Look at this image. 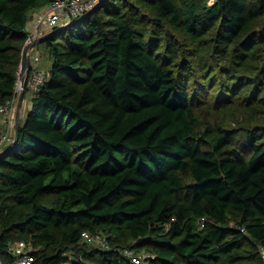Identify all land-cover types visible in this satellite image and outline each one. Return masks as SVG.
I'll list each match as a JSON object with an SVG mask.
<instances>
[{
    "label": "trees",
    "instance_id": "16d2710c",
    "mask_svg": "<svg viewBox=\"0 0 264 264\" xmlns=\"http://www.w3.org/2000/svg\"><path fill=\"white\" fill-rule=\"evenodd\" d=\"M51 2L0 0V107L18 100L31 12ZM41 43L48 78L0 155V264L25 233L33 264L80 247L101 264L143 246L140 264L264 260V0H97ZM211 91L216 113L249 122L202 130Z\"/></svg>",
    "mask_w": 264,
    "mask_h": 264
},
{
    "label": "built area",
    "instance_id": "2783aa9c",
    "mask_svg": "<svg viewBox=\"0 0 264 264\" xmlns=\"http://www.w3.org/2000/svg\"><path fill=\"white\" fill-rule=\"evenodd\" d=\"M97 0H52L46 7L44 12L36 14L26 23L25 31L27 33L25 45H30L39 40L45 33L50 30L63 26L68 22L75 20L81 15L91 10ZM39 54H33L30 57V63L26 68V74L23 75L20 66L17 72V80L15 83V92L21 89V82L25 80V86L28 92L32 94L36 92L40 86L47 80L48 75L38 68ZM25 77V78H24ZM16 109V98H13L0 107V116L7 123H10ZM13 126L7 127L6 131L0 133V151L7 144L11 143L14 138ZM82 238L87 242H98L102 245L106 244V240L100 234H92L83 232ZM8 252L13 256V264H33L34 256L29 243L20 240L8 247ZM262 257L264 258V248H260ZM122 256L129 259L133 264L142 263L143 259L132 254L129 249L122 251ZM60 264H71V260H66Z\"/></svg>",
    "mask_w": 264,
    "mask_h": 264
},
{
    "label": "rangeland",
    "instance_id": "374dc122",
    "mask_svg": "<svg viewBox=\"0 0 264 264\" xmlns=\"http://www.w3.org/2000/svg\"><path fill=\"white\" fill-rule=\"evenodd\" d=\"M38 45H39L38 68L41 71H44L48 75V70H49V67L51 64L50 51L47 49V47L44 44L39 43ZM19 92L20 91L18 90L17 98L19 97ZM210 94L211 95L207 99L208 102L206 103V105L202 104L203 106L201 105V108L198 111L200 113V117H201V122H202L201 123V129L202 130H205L207 127H210L213 130L217 131V128L219 125H225V126L241 125V126H244L246 123L249 122L250 119L247 116V114H245V112L237 113L236 111L229 109V110H226L225 112L216 113L214 110V106H213L214 102H215L214 91H211ZM31 98H32V94L31 93L27 94V96H26L27 102H30ZM17 101L18 100H16V105H17ZM15 112H16V109H15ZM1 118L3 119V121H5V124H6V128L3 130V132L6 131L8 126L10 128L13 126L12 132H13V130L15 131L14 115L12 116L10 123H7L3 117H1ZM242 120H245V123H242ZM12 142H13V140H12ZM12 142L9 144H12ZM186 181H188V179ZM43 201L47 202V203L50 202L51 196H44ZM103 227L104 226L100 227L99 231H101V233L103 234L102 235L103 237H106L107 235H109V233L107 232L106 229H103ZM17 239H19V240L23 239L26 242H28L29 245L31 246L32 250H35V249L41 247V246L34 244L30 238V235L27 233L23 234L19 238H16L15 240H17ZM128 242L133 243V241H130V240H128ZM102 247H103L102 244H100L98 242H92L91 245H87V244L85 245V248L87 250H96V248H102ZM82 252H83V250L80 247L79 251H75V252L74 251H68L65 254V256L68 260H71V262H76V263L78 262V264H101L99 262V257L96 254H94V256H92V258L90 260L80 261L79 256H81ZM149 253H151V247H149V246H143L141 248H138V250H137L138 256L142 259L145 258L146 255H149ZM132 254H133V252H132ZM241 254H248V252L246 250H241ZM255 257H256V261L258 262V264H264V260L260 259L257 254L255 255ZM142 263H143V261H142Z\"/></svg>",
    "mask_w": 264,
    "mask_h": 264
},
{
    "label": "water",
    "instance_id": "95a60500",
    "mask_svg": "<svg viewBox=\"0 0 264 264\" xmlns=\"http://www.w3.org/2000/svg\"><path fill=\"white\" fill-rule=\"evenodd\" d=\"M91 10H89L85 14L81 15L76 20H73V21L68 22L67 24H65L63 26H60L59 27V30L64 29L67 26H69L70 24H72V23L80 20L81 18L87 16L91 12ZM42 41H43V38L40 40V42H42ZM27 50H28V46H24V48L22 50V53H21V62H20V70H21V73H24V71L26 70V66H27ZM24 86H25V80L23 79L22 82H21V90H20V94H19V97H18L17 105H16V116H15L16 119H15V131H14V139H13V142L7 148V150L0 152V155L3 154V153H5V152H7V151L12 150L16 146V144H17V140H18V115H19V110H20V107H21L22 96H23V93H24Z\"/></svg>",
    "mask_w": 264,
    "mask_h": 264
},
{
    "label": "crops",
    "instance_id": "0c3cea01",
    "mask_svg": "<svg viewBox=\"0 0 264 264\" xmlns=\"http://www.w3.org/2000/svg\"><path fill=\"white\" fill-rule=\"evenodd\" d=\"M46 7H47V5L43 6V7H40L39 9H37L35 11H32L31 12L32 13V17H34L38 13L44 12L46 10ZM44 35H46V33ZM43 36L39 40H37L36 42H33L30 45H26V46H28V50H27V66H26V68L28 67V64L30 63V57L33 54L38 53V51H39V45L38 44L41 43L40 40L43 38ZM25 74H26V70L24 71L23 75H25ZM30 93L31 92L27 91L25 93L24 98L21 101V107H20L19 115H18V122L19 121L22 122L24 120L26 112H27V110H28V108L30 106V102H27V99H26L27 94H30ZM15 116H16V112L14 113V120L16 119ZM5 128H6L5 121H3V119L0 117V133L3 132V130Z\"/></svg>",
    "mask_w": 264,
    "mask_h": 264
}]
</instances>
